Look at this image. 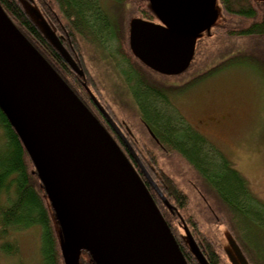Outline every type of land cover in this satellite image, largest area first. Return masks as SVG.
<instances>
[{"label": "water", "instance_id": "obj_1", "mask_svg": "<svg viewBox=\"0 0 264 264\" xmlns=\"http://www.w3.org/2000/svg\"><path fill=\"white\" fill-rule=\"evenodd\" d=\"M215 0H151L165 25L134 20L131 47L160 73L180 72L194 51L190 35L211 23ZM57 50L80 76L71 53L35 11ZM84 87L105 117L109 113ZM0 104L22 137L64 227L70 232L72 264L79 246L102 264H188L172 230L129 158L62 76L15 25L0 3ZM131 131V130H130ZM146 179L171 207L131 147ZM190 247L200 264H210L186 222ZM239 262L249 264L232 243Z\"/></svg>", "mask_w": 264, "mask_h": 264}, {"label": "trees", "instance_id": "obj_2", "mask_svg": "<svg viewBox=\"0 0 264 264\" xmlns=\"http://www.w3.org/2000/svg\"><path fill=\"white\" fill-rule=\"evenodd\" d=\"M27 1L36 4L41 9L42 18L56 31L67 50L74 57L79 58L80 65L88 76L89 84L95 89L96 83L90 77L82 57L81 39L102 46L105 54L107 51L104 41L109 38L117 42V51L131 68L124 70L123 73L137 103L139 116L163 145L162 149L152 141L151 137L150 141L149 139L145 141V136L131 125L132 128H130L140 137L136 136L138 143H135V150L171 207L162 200L146 179L137 161L130 156L128 149L120 147L129 154L127 157L144 180L188 264L200 263L191 250L185 234L179 231L178 226L181 225L185 232L183 221L179 216L180 212L185 214V222L210 264H234L223 259L217 242L202 229L190 213L188 195L172 175L158 166L153 146L165 153L175 152L187 161L209 187V190L213 191L226 207L231 215L229 216L234 220H231L234 233L239 227L241 237L242 235L245 237L247 233L249 235L248 231L254 232L250 235L258 236L264 232V202L253 194L247 180L234 167L231 159L201 130L188 121L180 109L172 103L171 96L168 94L171 88L158 85L149 78L144 68L147 66L130 47V35L127 40L125 28L112 22L103 5L104 0ZM115 1L121 4L129 2V0ZM0 3L15 25L85 101L83 95L85 88L79 82L78 74L52 43L35 13L33 15L22 0H0ZM220 4L223 14L242 20L241 24L226 29L228 35L254 38L256 48L259 45L264 49V7L257 0H220ZM149 15H151L150 12ZM126 43L129 50L125 47ZM263 49L261 48V52ZM245 52L240 50L235 57L229 56V58L220 60L213 67L214 69L207 71V75H213L230 62L240 63L246 60L262 62L261 56L255 57L253 53ZM196 81L200 79L188 82L185 84L186 88L196 84ZM104 104L107 110H110L118 121H121L113 107L105 100ZM51 203L53 204L52 199L29 150L0 104V239H8L13 231L39 227L42 231L43 244L39 264H68L67 255L60 244L53 220ZM0 247L4 251L16 252L11 243L5 240ZM247 259L249 264H264L262 254L247 257Z\"/></svg>", "mask_w": 264, "mask_h": 264}, {"label": "rangeland", "instance_id": "obj_3", "mask_svg": "<svg viewBox=\"0 0 264 264\" xmlns=\"http://www.w3.org/2000/svg\"><path fill=\"white\" fill-rule=\"evenodd\" d=\"M22 1L33 15L35 11L42 13L36 4L29 3L27 0ZM257 2L264 7V0H257ZM103 5L112 22H116L120 27L123 26L125 31L134 20H145L144 7L150 11L152 6L151 0H129L122 4L115 0H104ZM153 17L150 21L161 22L155 15ZM241 22L242 20L238 17L223 14L220 0H215L214 17L211 23L202 31L190 35L194 42V51L186 69L174 73H160L149 67L144 68L152 81L171 88L168 94L171 96L172 103L180 109L188 121L231 159L234 167L247 180L253 194L264 202V49L259 45L256 48L254 38L228 35L226 29L237 26ZM104 42L107 54L103 53L102 46L81 39L82 57L90 77L96 83L97 90L89 84L88 76L81 66L84 76L78 75L79 82L87 84L93 95L97 96V100H101L100 104L108 113L106 106L103 105L104 100L113 107L121 120H125L130 127L134 126L145 136V141L148 139L150 141V136L140 121L137 106L123 73L124 70L131 69L130 65L117 51L118 45L114 39L107 38ZM254 47L255 49L252 50ZM240 50L248 54L253 53L255 57L261 56L262 62L246 60L240 63H226L227 66L224 65L213 75L204 78L205 73L214 69L213 67L220 60L229 56L235 57ZM115 58L118 62H115ZM200 76H203L202 80L186 88L185 84ZM84 91L86 92L85 89ZM76 95L78 96L77 93ZM83 103L85 104L84 101ZM89 110L93 113L90 108ZM109 115L115 121V118ZM111 137L113 138L112 135ZM137 137L140 138L138 135ZM114 141L117 143L115 139ZM117 145L119 146L118 143ZM120 149L122 150L121 147ZM133 149L140 159L135 148ZM153 149L158 166L172 175L188 195L190 213L202 229L217 242L226 262L234 263V260L239 262L233 242L239 246L241 243L242 248L241 246L240 248L246 258L264 255V232L258 236H252L250 234L254 232L248 231L249 235L247 233L245 237L243 235L241 237L237 227L234 233L233 225H231L234 220L226 207L216 194L209 190L187 161L175 152L165 153L156 146H153ZM140 161L145 167L141 159ZM50 205L60 244L67 255L68 264H72L71 234L64 227L53 204ZM179 216L185 221L184 213L180 212ZM178 228L189 241L183 227L179 225ZM41 232L39 227H32L13 231L8 239H0V246L5 240L16 249V252L12 253L0 247V264H39L43 247ZM92 254L87 245L81 242L79 263L102 264L99 257L94 258Z\"/></svg>", "mask_w": 264, "mask_h": 264}, {"label": "flooded vegetation", "instance_id": "obj_4", "mask_svg": "<svg viewBox=\"0 0 264 264\" xmlns=\"http://www.w3.org/2000/svg\"><path fill=\"white\" fill-rule=\"evenodd\" d=\"M149 12L151 15H149ZM144 14H145V21H148V22H152L150 20H152L154 17L153 15H155V17H157L161 22L159 23H156V24H160V25H165V23L162 21L161 18H159V16L155 13V11L153 10V7L151 6V10H147V8L144 7ZM150 16V17H149ZM154 23V22H153ZM55 31V30H54ZM56 33V31H55ZM57 34V33H56ZM63 34V33H61ZM66 34V32L64 33V35ZM126 35H127V40H128V36H129V44H130V47H131V26L128 27L126 29ZM62 36V35H61ZM61 39V38H60ZM62 42V40H61ZM64 44V43H63ZM65 46V45H64ZM125 47L127 48V50H129L128 48V44L126 43ZM132 48V47H131ZM72 55V54H71ZM73 56V55H72ZM73 58L76 60V62L79 64V66H81V62L79 60V58H76L73 56ZM137 60V59H136ZM114 61V60H113ZM144 63V62H143ZM145 64V63H144ZM146 65V64H145ZM147 67H149L148 65H146ZM151 68V67H149ZM152 69V68H151ZM154 70V69H153ZM209 73V72H208ZM206 77H209L211 76V74L207 75V72L205 73L204 75V78ZM196 79H200L202 80L203 79V76H200L198 78H195L194 80ZM199 82V81H198ZM197 83V81H196ZM85 88V87H84ZM86 90V88H85ZM131 92V90H130ZM132 94V92H131ZM84 95V98H85V104L93 111V113L97 116V118L99 119V121L103 124V126L108 130V132L113 136V138L117 141V143L119 144V146L123 147L124 148H127L128 151L130 152V156L133 157V159L136 160L133 152L131 151V147L132 148H135L136 144L138 143V140L136 139V134L134 133V130L130 128V125H128V123L125 121V120H121V121H118L114 115H112L111 111L109 110V114H111L113 116V118H115V122L118 126L115 127L114 124H112L104 115V113L102 112L101 108L98 106V104L94 101V99L92 98V96L88 93V91L86 90V92L83 94ZM133 96V95H132ZM97 97V96H96ZM99 99V98H98ZM134 99V97H133ZM99 101L101 102V100L99 99ZM135 101V99H134ZM102 103V102H101ZM136 106H137V103L135 102ZM104 106H106L104 103H103ZM138 107V106H137ZM107 109V108H106ZM138 109V108H137ZM140 118V116H139ZM140 121L142 122V125L146 128L148 134L150 135L152 141H154L156 143V145H158L159 147H161L163 149V145L161 144V142L158 140V138L155 136V134L153 133V131L150 129V127L145 123L143 122V120L140 118ZM131 130V131H130ZM136 143V144H135ZM122 149V150H123ZM125 152V151H124ZM125 154L128 156L129 154L125 152ZM137 161V160H136ZM93 255V256H92ZM91 256L95 258V255L92 254ZM98 260V258H97ZM100 260V259H99ZM98 260V262H99ZM101 261V260H100ZM100 263V262H99ZM82 264V263H81Z\"/></svg>", "mask_w": 264, "mask_h": 264}]
</instances>
